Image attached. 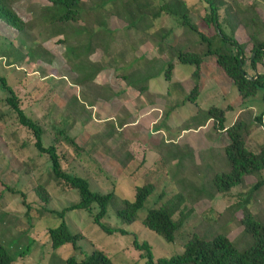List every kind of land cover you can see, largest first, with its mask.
I'll list each match as a JSON object with an SVG mask.
<instances>
[{
	"label": "rangeland",
	"instance_id": "obj_1",
	"mask_svg": "<svg viewBox=\"0 0 264 264\" xmlns=\"http://www.w3.org/2000/svg\"><path fill=\"white\" fill-rule=\"evenodd\" d=\"M6 2L21 21L14 25L0 19V75L19 95L27 115L49 132L44 145L52 140L49 130L60 115L69 123L70 135L84 147L79 155L64 147V166L84 177L92 191H113L117 199H132L136 186L156 185L131 223L117 216L115 198L108 204L102 221L114 228L112 233L94 223L95 204L90 210L72 208L62 217L49 215L45 208L60 211L78 202L80 195L75 188L49 180L47 156L38 153L32 133L9 114L0 87V243L14 257V264H64L68 256L81 260L93 249L104 251L113 264H146L136 241L149 243L157 259L181 253L192 232L201 238L221 233L245 249L249 237L241 217L249 212L264 219V182L245 199L257 179H264V168L227 192L215 191L213 175L229 169L224 154L228 139L215 131L206 110L211 105L231 106L225 123L237 116L246 120L250 126L246 146L253 151L264 144V117L261 124H254L253 116L261 108L258 99L243 109L214 55H205L198 78L192 76L194 65L178 61L179 49L203 53L207 43L172 19L157 27L158 20H151L148 11L149 0H81L75 5V20L57 19L66 8L48 0ZM187 3L199 9L191 15L199 29L213 35L215 27L201 19L205 11L199 0ZM231 3L232 13L245 14V21L252 17L253 7L264 18V0H226L225 6ZM232 13L219 11L222 30L248 52L251 20L245 29ZM160 32L167 33L164 41ZM144 84L145 88L139 87ZM196 84L200 92L191 102L186 98ZM122 162L125 166L116 170ZM39 184L45 185L48 201L37 194ZM160 193L162 200L181 196L183 205L193 208L173 242L141 221ZM62 221L70 233L82 236L75 246L52 248L47 230Z\"/></svg>",
	"mask_w": 264,
	"mask_h": 264
},
{
	"label": "trees",
	"instance_id": "obj_2",
	"mask_svg": "<svg viewBox=\"0 0 264 264\" xmlns=\"http://www.w3.org/2000/svg\"><path fill=\"white\" fill-rule=\"evenodd\" d=\"M48 1L53 5H62L66 8L65 12L60 14L57 19H76L77 9L75 5L81 0ZM230 1L233 2L234 0ZM199 2L205 11L201 16L202 21L215 27L213 35H208L199 29L191 16L192 13H197L199 9L189 5L187 0H149L151 8L148 11H150L151 20H158L157 27L159 28L164 26V19H172L180 26L196 32L200 41L207 43V49L200 53L194 49L181 48L177 53L178 61L183 64L194 65L192 76L198 78L202 73L201 67L205 55H214L216 66L234 85L240 97L242 108H251L253 101L258 99V105L260 104L261 108L253 116V122L254 124H261L264 117V38L262 37L264 18L253 7L252 17L247 18L248 21H245L243 19L245 14L237 16L232 13L234 12L232 3L225 6L226 0H199ZM221 8L225 9L226 14L232 13L234 18L239 22H243L245 29L251 20L253 26L248 31V40L252 43L248 52H246L242 43L230 34L223 32L221 25L224 20H220L219 14ZM0 19L14 25L19 24L21 21L18 15L10 9L6 0H0ZM226 20L228 19L226 18ZM166 36L167 33L160 32L162 41L166 39ZM258 65L263 67L261 72L258 71ZM171 66L172 63L169 62L166 67L165 77L167 79L170 77L168 72ZM249 70H252V72H249ZM145 86L144 84L139 87L145 88ZM0 87L4 93L3 104L9 107V114L13 115L18 125L32 133L33 145L38 153L47 156V161L50 164L49 180L62 187L75 188L80 195L78 202L66 206L60 211L45 208V212L49 215L62 217L66 211L72 208L90 210V207L95 204L97 211L93 215L94 223L98 224L107 233H112L114 228L103 223L102 219L106 214L108 204L115 198L116 214L121 221L131 223L136 219L138 211L144 207L148 197L155 191V184L146 182L136 186L132 199H117L113 191H92L84 177L69 173L67 167L64 166V163L67 162V155L63 151L65 148L70 149L71 153L75 155H79L84 151V147L77 141V138L70 135L69 123L59 115L60 120L53 123L49 130L53 138L48 145H44L43 137L47 136L49 132L45 130L40 121L27 115L25 109L21 106L19 95L2 75H0ZM199 92L200 86L196 84L191 88V92L186 99L196 102V96ZM229 109H231V106L225 108L211 105L206 110L207 118L211 119L215 131L223 132L228 139L224 145V154L228 160L229 169L216 172L212 177V184L217 192L229 191L232 187L241 184L245 176L259 173L264 168V144L258 150L249 149L246 146V139L250 133V126L246 120L239 116L226 124L225 114ZM2 119L3 114L0 113V121ZM123 163H121V167L118 165L116 170L122 169L125 166ZM263 182L264 179L259 177L245 199L251 197L256 189L263 186ZM37 194L48 201L45 185H38ZM20 195L24 197V193ZM183 204L181 196H178L177 199L168 196L162 200V193H160L157 201L145 209V214L141 218L142 224L166 241L173 242L183 230L188 215L193 210L192 206ZM241 224L249 237V245L243 250H240L221 233L210 238H201L195 232H192L185 239L181 253L157 259H153L152 247L149 243L142 241L138 244L136 240L135 243L143 249L142 256L145 257L146 264H264V219L260 221L249 212H246L241 217ZM119 230L122 233L125 232L123 229ZM46 234L50 239L52 248H58L68 243L75 246L82 236L80 232L70 233L63 221L56 227L48 228ZM0 264H14V257L1 243ZM64 264H113V262L104 251L93 249L81 260H77L73 255L68 256Z\"/></svg>",
	"mask_w": 264,
	"mask_h": 264
},
{
	"label": "crops",
	"instance_id": "obj_3",
	"mask_svg": "<svg viewBox=\"0 0 264 264\" xmlns=\"http://www.w3.org/2000/svg\"><path fill=\"white\" fill-rule=\"evenodd\" d=\"M145 51L148 53V51H149V48L148 47H146L145 48ZM142 54V52L140 53V55ZM202 68V67H201Z\"/></svg>",
	"mask_w": 264,
	"mask_h": 264
}]
</instances>
